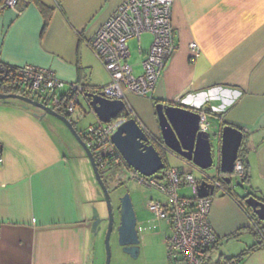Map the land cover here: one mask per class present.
<instances>
[{"label": "crops", "instance_id": "1", "mask_svg": "<svg viewBox=\"0 0 264 264\" xmlns=\"http://www.w3.org/2000/svg\"><path fill=\"white\" fill-rule=\"evenodd\" d=\"M123 1L32 0L18 10L0 0V61L50 70L67 84L59 98L69 93L68 84H84L79 104L84 97L89 105L86 92L102 87L92 77L109 72L91 43ZM42 5L50 11L48 23ZM172 22L178 48L152 95L128 94L130 115L159 137L158 103L204 107L217 118L216 132L227 124L243 130L248 179L238 184L242 196L234 186L212 195L210 219L219 241L208 264H264L256 227L264 233V222L242 198L249 192L264 197V0H175ZM148 34L150 40L133 39V61L130 48L138 75L153 39ZM56 125L31 104L0 99V264H97V235L106 221L101 192L71 168ZM216 168L221 172L220 163ZM95 209L101 222L94 230ZM231 239L239 243L235 250L226 242Z\"/></svg>", "mask_w": 264, "mask_h": 264}, {"label": "built area", "instance_id": "2", "mask_svg": "<svg viewBox=\"0 0 264 264\" xmlns=\"http://www.w3.org/2000/svg\"><path fill=\"white\" fill-rule=\"evenodd\" d=\"M17 1L4 0V5L15 7ZM174 1L124 0L118 6L91 43L94 53L103 62L111 76L110 83L97 88L95 93L100 92L110 99L123 100L126 105L129 93L140 96L153 94L163 70L178 48L172 22ZM145 33H151L153 39L142 63L143 72L138 75L135 74L129 62L131 56L129 42L133 39L140 41ZM191 48L196 55L199 54L200 48L197 43H192ZM5 69L6 67L0 62V85ZM15 82L24 85L26 89L37 94L46 104L53 107L60 101L59 89L67 85L50 70L32 65L19 67ZM68 86L73 95L68 103L67 111L72 114L79 104L80 96L85 94V86L79 83H71ZM200 112L201 127L209 130L206 109L203 107ZM124 120L118 118L109 123L99 121L96 126L90 127L89 139L86 142L95 156L99 169L113 170L117 166L125 165L130 171L131 179L149 187H155L165 196L166 199L163 201L151 199L148 202V208L154 212L155 219L165 222L169 228L164 239L170 264H208L209 254L217 245L219 238L210 219L212 196L199 197L198 188L201 182L206 181L213 184L215 189L223 190L222 182L188 161L185 162L189 166L200 171L201 178L197 179L193 173L170 165L168 167L165 165L159 173L152 176L143 175L125 161L112 141V135ZM144 129L151 142L159 144V136L147 128ZM162 148L166 153H173L165 142ZM2 163L3 160L0 157V166ZM235 172L239 178L246 176V167L240 157L235 162ZM161 179L165 182L163 183ZM183 186H191L192 197L180 195L179 189ZM256 227L264 239L263 231L258 225ZM230 264H236V262L232 261Z\"/></svg>", "mask_w": 264, "mask_h": 264}, {"label": "water", "instance_id": "3", "mask_svg": "<svg viewBox=\"0 0 264 264\" xmlns=\"http://www.w3.org/2000/svg\"><path fill=\"white\" fill-rule=\"evenodd\" d=\"M89 105L100 121L109 123L112 119L121 116L125 119L112 135V141L122 154L125 161L134 169L145 176L159 173L165 162L162 155L151 142L150 137L140 122L130 117V110L123 100L110 99L103 93L86 92ZM18 99L31 104L46 113L56 116L69 127L73 135L84 147L93 166L96 180L103 190L108 208V230L106 233L107 261L111 264L112 250L110 246L111 236L114 232L115 212L107 183L99 169L95 156L83 139L75 124L66 115L55 110L42 101L21 95L5 94L0 92V99ZM156 112L160 125L161 136L166 146L176 156L192 162L201 169H207L214 164L211 135L209 130L201 127L202 114L195 108L179 104L158 103ZM220 138L219 163L220 171L228 174L223 177L227 184L231 183L230 175L235 171V162L239 157V151L244 140L243 130L232 125H225L220 132L214 133ZM199 197L212 196L215 194V186L206 181L201 182L198 188ZM245 204L252 209L253 214L264 222V197H258L253 193L244 195ZM120 224L117 228L118 243L123 251L133 258L140 254V237L137 229V214L131 198L127 192L120 197ZM94 230L101 222L97 209L94 210Z\"/></svg>", "mask_w": 264, "mask_h": 264}, {"label": "rangeland", "instance_id": "4", "mask_svg": "<svg viewBox=\"0 0 264 264\" xmlns=\"http://www.w3.org/2000/svg\"><path fill=\"white\" fill-rule=\"evenodd\" d=\"M151 36L148 33L143 35L142 41L150 40ZM130 48L132 50L131 61L135 59V47L137 45L136 40H131L129 42ZM136 74V73H135ZM92 79H96L98 83L102 86L108 85L111 81V76L109 72H96ZM51 115V114H50ZM53 120L56 122V132L57 137L63 143V148L68 154L71 160V168L81 170L85 173V181L90 180L91 182H96L98 189L101 192L102 202L104 203L106 221L103 223L102 230L97 235V256L95 253V262L97 264H106L107 261V248H106V233L108 230V208L107 202L103 193L102 188L96 181L95 172L91 161L85 151L84 147L73 135L71 130L65 123L51 115ZM209 132L211 135L212 150L214 155V165L205 169L206 173L213 177H220L219 170L216 168L219 161V149H220V138L215 130L217 129V118L214 115L208 116ZM70 119L76 122L77 127L80 129L81 133H88L91 126L98 124V117L91 110L87 101L84 97H81L80 104L76 107L75 111L70 115ZM66 136H63L65 134ZM162 157L165 160V165L178 167L181 170L193 175L199 179L201 178V173L196 168L189 166L185 160L176 156L171 152L162 153ZM103 176L109 188L111 201L113 209L115 212V220H120L119 207H120V197L127 192L131 195L136 214L138 219V224L140 225L139 237H140V254L137 258H133L123 251L122 246L118 243V234L116 231L113 232L110 240V246L112 250L111 264H160L162 258L167 257V245L164 236L169 232V228L165 222L155 219L154 212L148 208V202L153 200H165V196L158 191L155 187H149L145 184L139 183L137 180L130 178V171L125 165L117 166L113 170H103ZM163 183L164 179H161ZM241 178L232 175V185L235 191L242 196L241 189H239L238 184L241 185ZM93 184V183H91ZM101 188V189H100ZM179 193L182 196L192 197L193 190L191 186H183L179 189ZM146 237L147 242L143 245L142 238ZM160 240H162L160 243ZM159 242V243H158ZM231 244V250L237 249L239 244L235 239L226 241ZM225 243V245L227 244ZM94 252V251H93Z\"/></svg>", "mask_w": 264, "mask_h": 264}, {"label": "trees", "instance_id": "5", "mask_svg": "<svg viewBox=\"0 0 264 264\" xmlns=\"http://www.w3.org/2000/svg\"><path fill=\"white\" fill-rule=\"evenodd\" d=\"M30 1L32 0H18L17 4L15 5L14 8H17L18 10H21L22 8H24ZM2 5L5 7L4 5V0H2ZM42 9L45 12L46 16H45V21L46 23H48L49 19H50V11L42 5ZM5 67L6 69L3 71L4 76L3 78H1L2 82L0 85V92L1 93H5V94H21V95H25V96H29L35 99H38L40 101H42L43 103H46L43 99H41L37 94L30 92L28 89H26L24 87V85L21 84H16L15 82V78H18V68L17 66H12L10 64L4 63L2 61H0ZM84 85V84H82ZM85 86V85H84ZM86 87V86H85ZM73 93L69 90V93H67L66 95L62 96L60 98V101L58 104L54 105V108L57 112L66 115L68 118H70V113L67 111V106L69 101L72 98ZM207 113L211 114L210 110H206ZM131 117V115H130ZM74 124L76 123L75 121H72ZM76 126V125H75ZM79 131V130H78ZM79 133L81 134V136L83 137V139L85 141H87L89 138L88 133H81L79 131ZM159 144H154L155 147L158 149V151L160 152V154L162 155V153H166V151L162 148V144H163V138L159 137L158 139ZM244 144V141L242 143V145ZM239 157H241L243 163L245 164L246 167V156H245V150L244 148H240L239 151ZM169 166V165H168ZM166 166V167H168ZM101 171V170H100ZM102 175H103V171H101ZM104 177V176H103ZM248 178L245 177L244 180L246 181ZM256 218V217H255ZM257 219V218H256ZM256 222H260L258 219L256 220ZM249 251H251L250 249H248L246 252L242 253L241 256H239L238 258L240 259V257H242L243 255H245L246 253H248ZM234 258L230 259V261H232ZM237 259V260H239Z\"/></svg>", "mask_w": 264, "mask_h": 264}, {"label": "flooded vegetation", "instance_id": "6", "mask_svg": "<svg viewBox=\"0 0 264 264\" xmlns=\"http://www.w3.org/2000/svg\"><path fill=\"white\" fill-rule=\"evenodd\" d=\"M182 159H183V158H182ZM183 160H184V159H183ZM185 161H186V160H185ZM233 174L236 175V172L234 171ZM233 174L230 175L231 180H232V175H233ZM219 176H220V177H217V178L222 182L223 190H221V189H215V190H221V191H224V192H228V190L226 189V186H227V188L230 187V186H233V185H232L233 182L231 181L230 184H227V183L224 181V179H223V177L226 176V175H223L221 172H219ZM236 176H237V175H236ZM245 177H246V176H245ZM245 177H244V178H245ZM244 178H241V179L244 180ZM122 196H123V195H122ZM137 223H138V221H137ZM119 224H120V220H119V221H116V220H115V222H114V231L117 232V228H118Z\"/></svg>", "mask_w": 264, "mask_h": 264}]
</instances>
